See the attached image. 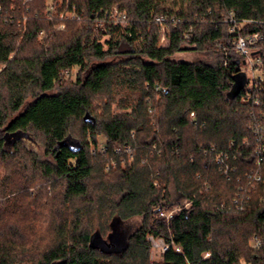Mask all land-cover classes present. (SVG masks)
<instances>
[{"label":"trees","instance_id":"16d2710c","mask_svg":"<svg viewBox=\"0 0 264 264\" xmlns=\"http://www.w3.org/2000/svg\"><path fill=\"white\" fill-rule=\"evenodd\" d=\"M182 1L178 10L179 0H70L77 32L58 44L49 33L39 51L22 57L13 34L24 30L34 41L44 33L46 3L0 0V156L39 132L53 159L42 164L45 175L63 180L64 198L99 220L84 230L77 218L38 264H264V162L254 155L264 137V80L254 94L259 104L244 102V89L228 98L241 67L225 22L234 13L264 23V0ZM115 8L128 23L100 24ZM257 22L247 32L264 30ZM163 32L167 44L159 45ZM191 52L204 57L175 58ZM66 70H76L74 80ZM100 136L106 151L93 154ZM220 152L228 154L227 175L215 162ZM174 207L172 218L162 215ZM136 217L142 223L121 253L91 248L94 235L111 243L114 222ZM149 236L169 247L161 261L150 258ZM6 244L0 235V264H13Z\"/></svg>","mask_w":264,"mask_h":264},{"label":"rangeland","instance_id":"374dc122","mask_svg":"<svg viewBox=\"0 0 264 264\" xmlns=\"http://www.w3.org/2000/svg\"><path fill=\"white\" fill-rule=\"evenodd\" d=\"M28 1L24 0V4ZM69 1L44 0L46 10L42 12V15L45 19L43 23L45 32L34 41L26 39L24 30L14 33L15 53L22 57L33 55L35 51L40 50L41 42L49 33H57L51 42L58 44L68 39L71 33L77 32L79 24L76 25L73 21L80 19L76 18L73 10H69ZM168 3L173 4L172 1ZM181 7L185 8L186 3L179 0L177 9ZM22 19L25 24L28 16H23ZM166 44L167 42H164V45ZM203 57L202 53L193 52L175 55L176 59L188 61H197ZM75 74L76 70H72L71 76L68 77L69 81L75 79ZM1 90L4 97L3 103L7 106L9 92L2 86ZM94 103L96 107H99L102 100L98 98ZM100 113L97 111L92 114L100 115ZM30 131L36 141L27 139L26 142L17 145V152L10 153L7 157L0 156V235L7 243L6 247L10 250L13 264L40 263L43 255L62 239L63 235L66 236L65 231L73 230L74 222L81 216L84 217L82 221L84 230H89L90 227L94 229L99 223L97 216H93L94 220H90L87 215H84L85 205L80 201L69 202L64 198L63 180L45 175L42 164L51 163L53 159L47 150L44 136L39 132ZM75 137L81 139L79 136ZM99 141H105L104 137L100 136ZM170 189L175 201H179L180 197L175 191V186L172 185ZM177 208L174 207L171 210ZM141 223L142 218L136 217L129 224H121L117 228L130 233ZM60 227H62L61 232ZM103 231L106 237L109 229L105 228ZM157 239L156 241H160L162 238ZM148 240L151 244V260L161 261L163 253L161 247L154 245L150 236Z\"/></svg>","mask_w":264,"mask_h":264},{"label":"built area","instance_id":"2783aa9c","mask_svg":"<svg viewBox=\"0 0 264 264\" xmlns=\"http://www.w3.org/2000/svg\"><path fill=\"white\" fill-rule=\"evenodd\" d=\"M104 20L125 25L128 23V15L127 13L115 8L105 14V18L100 21V24H102ZM156 21L163 29L165 25V18L157 17ZM225 22L228 24L230 34L233 35L232 45L239 56L240 70L245 71L247 74L248 80L244 88L246 93L243 95L242 100L247 102L250 99H253L254 103L259 104V100L258 98H255L254 94L256 91L261 90V82L264 80V58L262 55L264 51V30L247 32V28L257 21L248 18H238L234 13H230V15H228L225 19ZM257 23L264 25V23L259 21ZM164 42H167V38L163 32L159 38V45H164ZM71 74L72 71L70 70H66L64 72L66 77L71 76ZM253 125L255 126H253L255 133H258V128H256L258 126L256 123ZM257 141L258 143L254 149V155L256 157L257 165L260 166L264 162V137H258ZM117 150H120V148H117ZM91 151L93 154L97 152H104L106 151V145L104 142H101L98 146H93ZM215 162L219 165L221 171H223L225 175L229 174L231 166L228 161L227 153L220 152L216 154ZM254 180L261 181L262 175L255 176ZM234 202L238 204L239 209L243 208L241 204H239V199H236ZM177 210L178 208L176 210L165 211L162 215L165 218L170 219ZM156 239L157 238H154L153 236L150 237V240L154 245L161 247L162 252L167 251L169 247L165 241L163 239L156 241ZM262 244L263 242L258 240L255 242L254 246L258 248L261 247ZM177 250L181 251L180 248H177ZM208 255L209 254H206V256Z\"/></svg>","mask_w":264,"mask_h":264},{"label":"water","instance_id":"95a60500","mask_svg":"<svg viewBox=\"0 0 264 264\" xmlns=\"http://www.w3.org/2000/svg\"><path fill=\"white\" fill-rule=\"evenodd\" d=\"M247 74L245 71H237L233 75V85L228 92L227 96L228 98L234 99L238 95L241 94L243 89L245 88V85L247 84ZM84 121L89 123L93 122L94 118L91 116L90 113H86L84 116ZM118 225L116 224V221L114 222V233L111 237L112 241L111 243H108L107 240H103L99 234L94 235L91 238L90 246L93 249L96 248H104L107 250H113L116 251V253H121L124 249L128 247V240L130 237L129 233L121 231L119 228H117Z\"/></svg>","mask_w":264,"mask_h":264}]
</instances>
